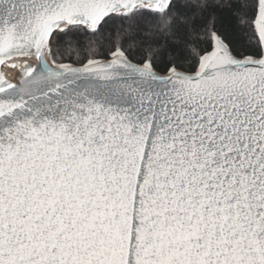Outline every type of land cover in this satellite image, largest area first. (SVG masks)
Segmentation results:
<instances>
[{"label":"snow or ice","instance_id":"snow-or-ice-1","mask_svg":"<svg viewBox=\"0 0 264 264\" xmlns=\"http://www.w3.org/2000/svg\"><path fill=\"white\" fill-rule=\"evenodd\" d=\"M0 264H264V0H0Z\"/></svg>","mask_w":264,"mask_h":264},{"label":"water","instance_id":"water-1","mask_svg":"<svg viewBox=\"0 0 264 264\" xmlns=\"http://www.w3.org/2000/svg\"><path fill=\"white\" fill-rule=\"evenodd\" d=\"M5 74H6V75H11L12 77H14V76L16 75V73H9V72H7V71H6Z\"/></svg>","mask_w":264,"mask_h":264}]
</instances>
